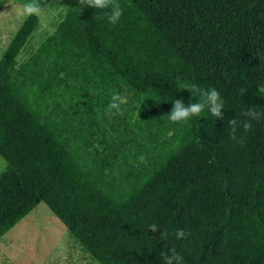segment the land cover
I'll use <instances>...</instances> for the list:
<instances>
[{
    "label": "trees",
    "instance_id": "1",
    "mask_svg": "<svg viewBox=\"0 0 264 264\" xmlns=\"http://www.w3.org/2000/svg\"><path fill=\"white\" fill-rule=\"evenodd\" d=\"M38 2L63 4L54 33L18 65L39 20L25 17L0 54V240L43 203L96 264H163L170 249L264 264V0H117L116 24ZM181 82L215 88L223 117L170 122L172 101L201 100ZM113 93L123 115L106 114ZM249 107L261 118L233 140Z\"/></svg>",
    "mask_w": 264,
    "mask_h": 264
},
{
    "label": "rangeland",
    "instance_id": "2",
    "mask_svg": "<svg viewBox=\"0 0 264 264\" xmlns=\"http://www.w3.org/2000/svg\"><path fill=\"white\" fill-rule=\"evenodd\" d=\"M27 0H0V54L25 16ZM9 3L14 4V8ZM63 4L43 9L38 26L17 58L24 63L56 30L63 17ZM5 161L0 157V171ZM0 264H96L72 241L65 227L40 203L0 240Z\"/></svg>",
    "mask_w": 264,
    "mask_h": 264
},
{
    "label": "clouds",
    "instance_id": "3",
    "mask_svg": "<svg viewBox=\"0 0 264 264\" xmlns=\"http://www.w3.org/2000/svg\"><path fill=\"white\" fill-rule=\"evenodd\" d=\"M14 8V4L9 3ZM79 6L83 8H93V9H110L106 13L109 23L116 24L119 22L120 17L123 14V10L117 0H78ZM21 14L25 17L31 16H41L43 13L42 6L38 0H27L21 8ZM179 88L181 90L189 91L192 96L198 94L201 97L200 102L189 103L185 105L182 99H175L172 101V108L170 113L167 115L168 120L173 124L184 123L187 124L190 118L198 117L202 112L207 110L213 117L222 118L223 117V100L220 97L219 92L215 88L208 89L206 91L201 90L195 83L181 82L179 83ZM258 93L264 95V86L258 88ZM127 97L120 95L119 93H113L111 100L108 104L106 114L123 115L122 105L127 104ZM242 116L247 119L243 121H237L232 119L229 121L231 125V138L236 139L237 127L242 124L244 131L251 129V121L259 120L261 118V113L256 111L255 107H249L246 111L242 113ZM99 147V146H97ZM140 161H143V157H139ZM149 231L151 233H157L159 228L157 225H149ZM160 238L165 239L167 237V232H159ZM176 239H185L186 233L182 229L176 230ZM168 253H161L163 258V264H182V257L174 249H170ZM99 264V262H97Z\"/></svg>",
    "mask_w": 264,
    "mask_h": 264
}]
</instances>
